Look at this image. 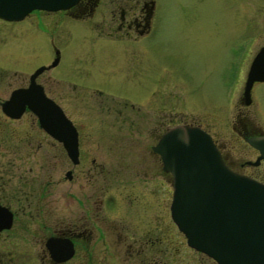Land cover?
I'll return each instance as SVG.
<instances>
[{
	"label": "flooded vegetation",
	"instance_id": "af4514ba",
	"mask_svg": "<svg viewBox=\"0 0 264 264\" xmlns=\"http://www.w3.org/2000/svg\"><path fill=\"white\" fill-rule=\"evenodd\" d=\"M99 3L100 0H78L67 9H33L23 18L46 30L51 22L53 25L58 23L59 18L52 20L57 12L61 17L83 19L92 14ZM108 4H111L107 9L110 22L104 25L108 36L105 38L120 42L123 58L121 82L115 86H100L98 80L106 81L108 77L103 68H99L95 78H83V82L74 77L61 79L68 90L63 93L70 95L71 99L75 98L74 95L84 94L92 99V94L103 92L111 95L101 99L99 109H95L104 113V118L96 119L99 133L90 134L85 127L92 126L93 119L72 117L67 106L60 101L62 94L55 100L35 77L44 93L60 106L75 129L77 151L74 157L68 156L60 140L40 127L29 109L25 108L18 117H12L1 108V103L14 88L28 83V76L35 68L27 75L24 84L20 81L16 86H13L12 76L0 72V264H203L204 259L210 264H218L210 256L190 247L171 219V174L163 170L159 154L153 149L164 130L142 151L139 134L125 136L120 133L126 125L134 126L136 130L140 120L127 113L125 101L109 103L115 94L121 97L120 94L141 90V78H148L142 75L135 57L141 48L138 44L140 37L150 30L155 0H108ZM263 45L253 52L250 61ZM149 78L153 85L145 88L151 94L161 88L159 84L167 83L163 79L158 83L157 77ZM259 82H252L249 102L253 85ZM7 87L10 89L6 96H1ZM129 106L135 115L138 107L134 109V102ZM26 115L33 119L26 120ZM179 122L199 126L209 133L230 169L264 182V159H257V149L245 140L264 135L256 124L238 115L232 127L253 152L251 159L235 156L223 140L218 141L216 135L200 123ZM31 125L36 129H31ZM103 152L130 161L127 166H107L104 160L98 159ZM124 170L133 172L137 179L115 182L119 181L118 175ZM159 172L167 176L166 185L170 186V197L163 215H158ZM169 225L180 233L179 243ZM190 250L200 255L197 262H190Z\"/></svg>",
	"mask_w": 264,
	"mask_h": 264
},
{
	"label": "rangeland",
	"instance_id": "374dc122",
	"mask_svg": "<svg viewBox=\"0 0 264 264\" xmlns=\"http://www.w3.org/2000/svg\"><path fill=\"white\" fill-rule=\"evenodd\" d=\"M110 7L108 0H100L92 14L83 19L61 17L57 12L52 20L59 18L58 23L51 22L46 30L29 23L28 18L0 19V72L13 77V86L20 81L24 84L34 68L50 62L56 49L57 63L42 70L36 80L44 84L55 100L62 94L60 101L72 117L93 119V125L85 127L92 135L99 133L96 119L104 118V113L95 109H99L101 99L111 95L103 92L92 94V99H88V94L74 95L71 99L63 93L68 90L61 79L74 77L83 82V78H95L99 68H103L108 77L106 81L98 80L100 86L121 82L120 42L105 38L108 36L104 25L110 22L107 10ZM263 43L264 0H155L150 30L140 37L141 48L135 57L142 75L148 78H141V90L120 94L121 97L115 94L109 100L110 104L125 101L127 113L140 120L136 130L125 124L120 133L139 134L140 150L144 151L169 126L179 121L198 122L216 135L218 141L223 140L235 156L252 159L253 152L232 127L238 115H242L264 132V81L253 85L249 104H243L242 98L248 63ZM149 76L157 77L158 83L162 79L167 83L159 84L161 88L151 94L145 88L153 85ZM10 87L1 96H6ZM130 102H134V109L138 107L135 115ZM24 118L33 119L30 115ZM98 159L107 166H127L130 161L106 152ZM118 177L115 182L137 179L129 170ZM166 180L167 176L159 172L158 215L165 214L164 206L170 197ZM170 229L179 243L180 233L172 226ZM178 251L181 253L180 247ZM188 257L191 263L200 259L192 250ZM204 263L210 264L207 259Z\"/></svg>",
	"mask_w": 264,
	"mask_h": 264
},
{
	"label": "water",
	"instance_id": "95a60500",
	"mask_svg": "<svg viewBox=\"0 0 264 264\" xmlns=\"http://www.w3.org/2000/svg\"><path fill=\"white\" fill-rule=\"evenodd\" d=\"M78 0H0V18L22 19L33 9H67ZM37 66L25 86L14 88L1 103L18 117L29 109L40 127L61 141L69 157L76 154V132L60 106L48 97L35 77L55 65ZM253 81H264V45L245 74L242 98L248 104ZM264 159V135L245 138ZM153 149L171 174L170 216L187 244L218 264H264V183L230 169L209 133L196 125L176 123L166 128Z\"/></svg>",
	"mask_w": 264,
	"mask_h": 264
}]
</instances>
